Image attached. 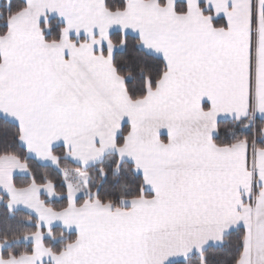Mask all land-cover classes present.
<instances>
[{
	"label": "snow or ice",
	"instance_id": "6c2138e0",
	"mask_svg": "<svg viewBox=\"0 0 264 264\" xmlns=\"http://www.w3.org/2000/svg\"><path fill=\"white\" fill-rule=\"evenodd\" d=\"M0 264H264V0H0Z\"/></svg>",
	"mask_w": 264,
	"mask_h": 264
}]
</instances>
